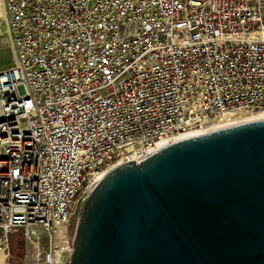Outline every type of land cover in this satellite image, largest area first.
<instances>
[{
	"label": "built area",
	"instance_id": "built-area-1",
	"mask_svg": "<svg viewBox=\"0 0 264 264\" xmlns=\"http://www.w3.org/2000/svg\"><path fill=\"white\" fill-rule=\"evenodd\" d=\"M2 6L0 246L19 233L20 264L61 263L95 174L216 116L264 109V0Z\"/></svg>",
	"mask_w": 264,
	"mask_h": 264
},
{
	"label": "water",
	"instance_id": "water-1",
	"mask_svg": "<svg viewBox=\"0 0 264 264\" xmlns=\"http://www.w3.org/2000/svg\"><path fill=\"white\" fill-rule=\"evenodd\" d=\"M65 245L60 264H264V116L109 167L76 199Z\"/></svg>",
	"mask_w": 264,
	"mask_h": 264
},
{
	"label": "bare ground",
	"instance_id": "bare-ground-1",
	"mask_svg": "<svg viewBox=\"0 0 264 264\" xmlns=\"http://www.w3.org/2000/svg\"><path fill=\"white\" fill-rule=\"evenodd\" d=\"M2 11L4 13L3 6H2ZM257 116H264V109L263 110H256V111H244V110L229 111V112H227L221 116H216L208 124H206L204 126H200L199 128H192V129L180 132L176 135V137L181 136V135H185L188 133L196 132L199 130L207 129L210 127H214V126H218V125H222V124H226V123H230V122H234V121H238V120H242V119H246V118L257 117ZM164 140L165 139H160V140H158V142L156 144H158ZM135 153L137 154L138 151H135ZM103 172L95 174L93 177V181L99 175H101ZM5 259H6V253L4 252L2 247H0V264H4Z\"/></svg>",
	"mask_w": 264,
	"mask_h": 264
},
{
	"label": "rangeland",
	"instance_id": "rangeland-1",
	"mask_svg": "<svg viewBox=\"0 0 264 264\" xmlns=\"http://www.w3.org/2000/svg\"><path fill=\"white\" fill-rule=\"evenodd\" d=\"M263 13H264V9H263ZM11 63H12V51H11L9 39H8L7 32H6L5 21L3 19V14H2V0H0V70L6 69L7 67H9L11 65ZM20 241H21L20 243L22 244V248L24 251L23 241L22 240H20ZM10 246L11 245H10V241H9L8 251L4 250L6 255L8 254L9 264H10L11 260L15 259L10 252V248H11ZM23 251H22L21 256L18 259H16V260H18V262L21 261V258L23 256Z\"/></svg>",
	"mask_w": 264,
	"mask_h": 264
},
{
	"label": "trees",
	"instance_id": "trees-1",
	"mask_svg": "<svg viewBox=\"0 0 264 264\" xmlns=\"http://www.w3.org/2000/svg\"><path fill=\"white\" fill-rule=\"evenodd\" d=\"M20 234L19 233H13L12 235H10L9 237V241H10V252L12 254V256L15 258V259H18L21 254H22V251H23V248H22V244L20 243Z\"/></svg>",
	"mask_w": 264,
	"mask_h": 264
},
{
	"label": "crops",
	"instance_id": "crops-1",
	"mask_svg": "<svg viewBox=\"0 0 264 264\" xmlns=\"http://www.w3.org/2000/svg\"><path fill=\"white\" fill-rule=\"evenodd\" d=\"M2 14H3V19H4V13H3V11H2Z\"/></svg>",
	"mask_w": 264,
	"mask_h": 264
}]
</instances>
